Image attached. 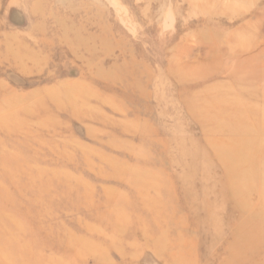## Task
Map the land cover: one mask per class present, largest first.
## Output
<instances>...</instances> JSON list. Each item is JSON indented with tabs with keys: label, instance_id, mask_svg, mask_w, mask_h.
<instances>
[{
	"label": "rangeland",
	"instance_id": "374dc122",
	"mask_svg": "<svg viewBox=\"0 0 264 264\" xmlns=\"http://www.w3.org/2000/svg\"><path fill=\"white\" fill-rule=\"evenodd\" d=\"M233 97L264 0H0V264H264V135L195 115Z\"/></svg>",
	"mask_w": 264,
	"mask_h": 264
},
{
	"label": "bare ground",
	"instance_id": "6f19581e",
	"mask_svg": "<svg viewBox=\"0 0 264 264\" xmlns=\"http://www.w3.org/2000/svg\"><path fill=\"white\" fill-rule=\"evenodd\" d=\"M230 101L231 102H228V100H226L225 102L223 100H215V102L212 103L211 106L204 105L201 108L195 109V115L200 120H202L203 125L205 124V126H209L213 124L208 129L210 130V132L213 133L226 132V134L239 133L247 135L253 131L252 134H256L257 136H263L264 111L258 110V107H247L249 103H247L246 101H239L235 98L233 100L230 99ZM2 120L0 121V127L7 128L6 126H8L9 120L7 122ZM219 122H223V125L224 123L225 125L223 126ZM234 193L238 194L236 191ZM148 208L150 209L151 206Z\"/></svg>",
	"mask_w": 264,
	"mask_h": 264
}]
</instances>
